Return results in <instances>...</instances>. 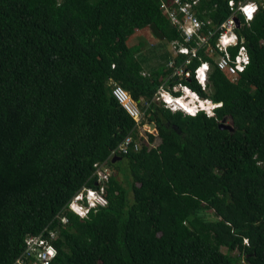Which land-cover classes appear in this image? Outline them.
<instances>
[{"label":"trees","instance_id":"obj_1","mask_svg":"<svg viewBox=\"0 0 264 264\" xmlns=\"http://www.w3.org/2000/svg\"><path fill=\"white\" fill-rule=\"evenodd\" d=\"M229 1L193 9L217 26ZM253 1L250 22L236 15L250 63L232 80L208 47L171 57L142 40L129 45L145 28L183 42L160 0H0V264H16L26 238L39 235L54 245L51 264H264V0ZM152 55L158 65L145 68ZM203 61L207 92L193 78ZM114 84L160 142L150 147L148 133V144L112 162L127 135L138 137ZM177 84L219 104L214 116L156 101L159 89L179 96ZM223 118L232 133L219 127ZM104 161L126 166L127 187L113 171L95 185ZM87 189L106 202L80 215L71 204Z\"/></svg>","mask_w":264,"mask_h":264},{"label":"built area","instance_id":"obj_2","mask_svg":"<svg viewBox=\"0 0 264 264\" xmlns=\"http://www.w3.org/2000/svg\"><path fill=\"white\" fill-rule=\"evenodd\" d=\"M197 4V0L181 1L174 0L173 2L166 4L161 2L160 8L163 13L167 16L172 25L176 26L181 32L183 39L190 47L182 45L177 48V52L181 54L196 55V51L202 47H208V54L210 56H216L214 61L217 67L227 73L235 74L237 70L241 71L244 68L245 58L247 55L243 46H240L235 55H232L227 47L235 45L237 43V36L235 34L236 23L234 17L236 13L241 14L246 22L251 21L254 14L257 11V4L253 0H245L239 3L235 8L232 1L229 2L231 14L220 24L213 25L211 21L201 20L194 12L193 7ZM246 5H254L255 11L252 13L251 19L244 13L243 9ZM219 32V36L216 40L215 47L211 45V40L215 38V34ZM235 37V40L232 39ZM243 50V51H242ZM205 65L197 67L195 69V78L198 81H202L206 71H203ZM178 74H184L185 77H189V72H184L182 68L177 70ZM177 87H173V91H177ZM112 96L121 105V107L128 113V115L134 120L135 129L138 132V137H134L129 134L125 137L123 142L112 151V155L127 154L130 150L138 151L141 148V139L139 135L140 131H146L144 128L148 126L144 123V112L139 108L138 104L131 98L129 93L125 91L121 86L114 84L111 88ZM167 100L164 90H158L156 100ZM181 98V97H180ZM148 108V107H146ZM142 129V130H141ZM140 130V131H139ZM147 142V140H146ZM106 170H102L101 167L97 169V176L100 181L107 180ZM102 190V189H101ZM80 194H77L73 198L75 203L80 199ZM94 205L92 201L89 203ZM71 208L76 209L71 204ZM54 234V233H53ZM52 234V239L54 235ZM55 255L54 245L50 243L46 238L39 236H31L25 240V250L23 255L16 261V264H51L52 259Z\"/></svg>","mask_w":264,"mask_h":264},{"label":"clouds","instance_id":"obj_3","mask_svg":"<svg viewBox=\"0 0 264 264\" xmlns=\"http://www.w3.org/2000/svg\"><path fill=\"white\" fill-rule=\"evenodd\" d=\"M161 2H163V0H160ZM174 0H171L170 1V3L171 2H173ZM181 1H188V0H181ZM232 1V0H231ZM189 2V1H188ZM230 2V1H229ZM233 3H234V1H232ZM244 2V1H243ZM240 3H242V2H240ZM239 4V3H238ZM229 5V4H228ZM234 5H235V3H234ZM238 6V5H237ZM236 6V7H237ZM235 7V8H236ZM229 8H230V6H229ZM230 11H231V9H230ZM243 11H244V9H243ZM250 11L253 13L254 11H255V6L254 5H251V9H250ZM245 13V12H244ZM237 14H239V13H236V15ZM165 15V14H164ZM235 15V17L236 18H238L237 16ZM241 15V14H240ZM247 15V14H246ZM166 16V15H165ZM248 16V18L249 19H251V17L249 16V15H247ZM167 17V16H166ZM234 17V18H235ZM254 17V16H253ZM168 19V18H167ZM253 19V18H252ZM251 19V20H252ZM169 20V19H168ZM239 20V19H238ZM245 20V19H244ZM234 21H235V19H234ZM170 22V21H169ZM239 22H240V20H239ZM246 22V21H245ZM250 22V21H249ZM171 23V22H170ZM236 23V22H235ZM246 23H248V22H246ZM240 25H241V23H240ZM174 26V25H173ZM176 27V26H175ZM240 27V26H239ZM177 28V27H176ZM236 29H237V25H236V28H235V34H236V36H237V43L235 44V45H230V46H228L227 47V49H228V51L232 54V55H235L236 54V52H237V50L239 49V47L240 46H243L244 47V49H245V53H246V55H247V59L245 58V66H244V68L243 69H241V71H239V70H237V72L235 73V74H232V73H227V72H224V71H222V70H220L218 67H217V65H216V62H215V64L214 65H216V67L218 68V70L219 71H221L222 73H224L228 78H230V79H232V80H235L236 78H238L239 77V75L240 74H242L244 71H245V69H246V67L249 65V63H250V56H249V52H248V48L246 47V45H245V40L243 39V38H240L239 39V37H238V35H237V33H236ZM178 30V29H177ZM178 32H179V34L181 35V37H182V39H183V36H182V34H181V32L178 30ZM219 36V35H218ZM218 38V37H217ZM217 38H216V40H217ZM232 39L233 40H235V37H232ZM216 40H215V43H216ZM166 42V41H165ZM169 43H171V44H173V46H174V49H175V55H174V57L175 56H178L179 54H181V53H178L177 52V48H179V47H181L182 45H184V46H187V47H190L189 46V44L188 43H186L185 41H184V39H183V42L182 43H180L179 41H172V42H169ZM260 44L261 45H264V40H261L260 41ZM211 45H212V47L214 48L215 47V44L213 45V43L211 42ZM231 48H236V51H235V53H232L231 52V50H229V49H231ZM243 51V50H242ZM183 55H187V54H183ZM202 64L203 65H205V67L203 68V71H206V73L204 74V78H203V80L202 81H198V79L197 78H195V71H194V74H193V78L196 80V84H198V85H200V87H201V89L203 90V91H206V86L208 87V81H209V74H210V72H211V64L209 63V62H206V61H203V62H201L200 63V67L202 66ZM198 66V67H199ZM189 77H190V72H189ZM189 77H185V78H189ZM175 87H177L178 88V90L177 91H174V92H178V93H180V95L179 96H174V95H172L170 92H165V94H166V98H167V100H162V98L160 99V100H156V101H158V102H162L163 104H164V107L165 108H167V109H169L171 112H177V111H180V112H182L183 114H186V115H195V114H198L199 112H205L206 113V115H208L209 117H213L214 116V111H215V109L217 108V107H219L220 105L219 104H215V103H213L209 98H202V97H200L199 95H198V93H196V92H193V91H191L190 89H188L186 86H184V85H182V84H177ZM207 92V91H206ZM180 97H184V99H183V101H190L191 103H192V105H191V107L190 108H185V107H182L181 105H180V103L178 102L181 98ZM170 101V102H169ZM224 119V118H223ZM226 120H227V118H225ZM226 120H225V124L226 125H229V124H227L226 123ZM147 125V124H146ZM148 126V125H147ZM154 127V126H153ZM155 129V128H154ZM145 132V134H146V137H147V135H148V132L149 131H144ZM136 134L138 135V132H136ZM128 136V135H127ZM155 136H157V135H155ZM159 139V138H158ZM147 140H148V138H147ZM143 141V140H142ZM159 142H160V139H159ZM147 144H148V142H147ZM151 144H149V146H150ZM142 147V146H141ZM116 149V148H115ZM114 149V150H115ZM141 149V148H140ZM139 149V150H140ZM138 150V151H139ZM113 151V150H112ZM112 151H111V153H110V156H109V159H111L112 160V162H115V160L117 159V157H119V156H117V155H123V154H114V155H112ZM131 151V150H130ZM129 151V152H130ZM133 151V150H132ZM137 151V152H138ZM136 152V151H135ZM114 160V161H113ZM94 167H95V169H96V186L97 187H101L102 188V183H105V182H107L108 181V179H109V176H110V174H111V170H110V166H108V163H107V161H104V162H102V163H98V164H95L94 165ZM99 167H101L102 168V170H106V174H107V180L106 181H100L99 179H98V176H97V169L99 168ZM78 194H80L81 196H86V197H93L90 201H92V203H94V205H90V204H88V202H87V200H86V198L84 197L82 200H85L86 201V208H83V207H81L80 205H77L76 206V211L80 214V215H84L85 213H86V211H87V209H90V208H95V207H97V206H103L104 204H105V199L102 197V194H101V191H97V190H94V189H87L86 190V192L84 193V190H82L80 193H78ZM77 194H75V196H76ZM98 198H99V200H98ZM82 200H80V201H82ZM73 209V208H72ZM245 243H247V240H245Z\"/></svg>","mask_w":264,"mask_h":264},{"label":"rangeland","instance_id":"obj_4","mask_svg":"<svg viewBox=\"0 0 264 264\" xmlns=\"http://www.w3.org/2000/svg\"><path fill=\"white\" fill-rule=\"evenodd\" d=\"M140 40H142L144 44L149 45L150 47L154 46V50L153 51H155L156 48H157L156 55L157 54L163 55L165 52H168V55L169 56L172 55L171 57H174V55H175V49H174L173 44L167 43V42H165V40L158 39L152 33V31H151L150 28L143 29L140 32V37H136V39L134 40L133 43L130 40H129L128 43H129L130 46H136V44H138ZM142 53H144V52H142ZM151 58H150L151 59L150 62L144 64L145 68L146 67H151V66H154V65H158V62H159L158 61V57L155 56V55H152ZM145 71H146V69H145ZM226 123L227 124H231L229 119L226 120ZM154 128L155 127L150 128V126H149L148 128L145 127L144 129L146 131H149L148 133H152L153 135H157V132H156V130ZM139 135L142 137L141 139H145L143 141L146 142L147 137H146V134H145L144 130L143 131H140L139 132ZM147 142H148V140H147ZM150 143H152L150 145V147L157 146L158 143H159L158 137L157 136H154L153 141L150 142ZM111 168H110L111 172L113 171V173L117 174L118 179H120L121 181H123L125 183V185H126V181L124 180L125 174L128 172L126 166H120L118 169H114V168L111 169ZM126 187H127V185H126ZM84 197L86 198L88 204L90 203V200L93 198V197L80 196V199L79 200H77L75 203H72L73 204V207L75 208L77 205H79L80 204V200H82ZM98 200H99V198H98ZM204 216L208 220L214 219V216H213V214L211 212H205L204 213ZM221 251H222V253H227L226 248H224V247L221 248ZM229 255L231 257H234V256L237 255V252L235 251L233 253H230Z\"/></svg>","mask_w":264,"mask_h":264},{"label":"water","instance_id":"obj_5","mask_svg":"<svg viewBox=\"0 0 264 264\" xmlns=\"http://www.w3.org/2000/svg\"><path fill=\"white\" fill-rule=\"evenodd\" d=\"M234 19H235V22H236L237 28H239V26H240V22H239L238 18L235 17ZM151 126L153 127L154 125H151ZM219 127H220L221 129H226V130L230 131L231 133L234 131V129H233L232 126H230V125H226V124H225V118L222 120V122H221V124L219 125ZM113 161H114V160H113Z\"/></svg>","mask_w":264,"mask_h":264},{"label":"bare ground","instance_id":"obj_6","mask_svg":"<svg viewBox=\"0 0 264 264\" xmlns=\"http://www.w3.org/2000/svg\"><path fill=\"white\" fill-rule=\"evenodd\" d=\"M184 97H181V99L178 101L182 107L190 108L192 103L190 101H183ZM170 102V101H169Z\"/></svg>","mask_w":264,"mask_h":264},{"label":"snow or ice","instance_id":"obj_7","mask_svg":"<svg viewBox=\"0 0 264 264\" xmlns=\"http://www.w3.org/2000/svg\"><path fill=\"white\" fill-rule=\"evenodd\" d=\"M250 9H251V5H246L244 7V12H245V14H247V15H249L251 17L252 16V12L250 11Z\"/></svg>","mask_w":264,"mask_h":264}]
</instances>
